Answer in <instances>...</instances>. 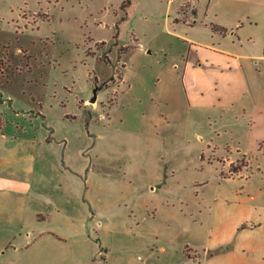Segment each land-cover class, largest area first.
<instances>
[{
    "label": "rangeland",
    "instance_id": "1",
    "mask_svg": "<svg viewBox=\"0 0 264 264\" xmlns=\"http://www.w3.org/2000/svg\"><path fill=\"white\" fill-rule=\"evenodd\" d=\"M126 1L0 0V126H23L39 137L47 126L62 138L80 137L69 147L80 175L56 193L63 212L76 215L44 216L38 230L59 229L67 241L56 253L83 248L86 264H162L145 250L198 246L217 191L248 182L254 194L264 182L263 143L244 158L200 148L179 121L164 130L149 120L150 112L160 117L163 110L151 100L180 51L177 34L192 19L200 25L214 18L227 0H190L186 14L178 12L180 0H128L123 7ZM259 22L262 51L264 18ZM100 86L95 110L83 109L79 100ZM86 119L93 120L89 128ZM229 156L245 168H223ZM66 175L62 167L49 175L55 189ZM230 176L234 181L224 180ZM41 245L38 260L51 254L47 242Z\"/></svg>",
    "mask_w": 264,
    "mask_h": 264
},
{
    "label": "crops",
    "instance_id": "2",
    "mask_svg": "<svg viewBox=\"0 0 264 264\" xmlns=\"http://www.w3.org/2000/svg\"><path fill=\"white\" fill-rule=\"evenodd\" d=\"M214 15L200 25L192 19V26L177 34L180 51L151 100L161 102L163 110L160 117L150 112L149 120L164 130L170 121H179L180 131L191 133L200 148L245 158L257 144H264V48L261 51L256 43L264 0H227ZM175 19L174 23L181 22ZM79 102L93 112L98 100L91 105L90 98ZM43 121L48 124L45 117ZM91 121L86 119V127ZM45 127L47 132L39 137L23 126L17 131L0 126V234L10 236L0 239V264H86L90 258L75 246L60 256L56 251L66 247L67 240L59 229L38 230L44 216L76 215L63 212L56 193L66 179L80 175L79 163L69 155V147L80 137L62 138L54 128ZM238 160L226 157L222 167L245 168ZM57 167L67 175L55 189L56 181L49 175ZM247 183L233 192L217 191L205 216V238L198 246L174 251L159 247L156 255L146 249L148 257L162 264H264V182L254 194ZM42 242L49 244L46 252L51 254L38 260L34 252ZM7 252L11 256L2 259Z\"/></svg>",
    "mask_w": 264,
    "mask_h": 264
},
{
    "label": "built area",
    "instance_id": "3",
    "mask_svg": "<svg viewBox=\"0 0 264 264\" xmlns=\"http://www.w3.org/2000/svg\"><path fill=\"white\" fill-rule=\"evenodd\" d=\"M167 1L169 3H174L176 0H167ZM180 1L181 3L178 4V12H182V14H186L189 9L190 0H180Z\"/></svg>",
    "mask_w": 264,
    "mask_h": 264
},
{
    "label": "water",
    "instance_id": "4",
    "mask_svg": "<svg viewBox=\"0 0 264 264\" xmlns=\"http://www.w3.org/2000/svg\"><path fill=\"white\" fill-rule=\"evenodd\" d=\"M100 88H101V86H100V87H96V88H94V90H93V96H92L91 99H90V102H91V103H95V102H96V99H97V91H98Z\"/></svg>",
    "mask_w": 264,
    "mask_h": 264
},
{
    "label": "trees",
    "instance_id": "5",
    "mask_svg": "<svg viewBox=\"0 0 264 264\" xmlns=\"http://www.w3.org/2000/svg\"><path fill=\"white\" fill-rule=\"evenodd\" d=\"M126 4H129V1H128V0L126 1V3H123V5H122V6H123V7H125V6H126ZM175 20H176V19H175Z\"/></svg>",
    "mask_w": 264,
    "mask_h": 264
}]
</instances>
